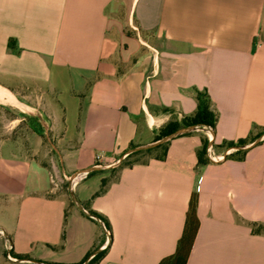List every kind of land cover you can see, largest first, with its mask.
Listing matches in <instances>:
<instances>
[{
  "label": "crops",
  "instance_id": "1",
  "mask_svg": "<svg viewBox=\"0 0 264 264\" xmlns=\"http://www.w3.org/2000/svg\"><path fill=\"white\" fill-rule=\"evenodd\" d=\"M0 89L22 104L0 100L20 114L0 119V264H79L104 249L95 264H159L193 193L185 264H264V0H0ZM197 91L214 135H176L165 159L120 168L96 194L132 144L196 111Z\"/></svg>",
  "mask_w": 264,
  "mask_h": 264
},
{
  "label": "trees",
  "instance_id": "2",
  "mask_svg": "<svg viewBox=\"0 0 264 264\" xmlns=\"http://www.w3.org/2000/svg\"><path fill=\"white\" fill-rule=\"evenodd\" d=\"M196 97L198 100L197 104V109L196 111L191 114V115H184L182 118H174L168 121L163 127H161L158 131H156L155 135V140H158L162 138L163 136L170 135L177 131L179 128L183 126H189V125H202V126H211L213 130L216 128V122L218 119L216 111L212 108L211 106V99L210 96L203 91H197L196 92ZM37 130L40 132V129L37 128ZM264 133V129L258 133V135H261ZM249 142V138H241L238 141H225L224 146L226 147H233L237 145H245L246 143ZM170 144V140L161 143L155 147L148 148L146 150V153L149 154L150 156L154 151L159 150L158 153H156L154 156H151L150 159L155 158V159H165L168 153V147ZM208 144H209V139L208 137L203 141L202 147L198 149V158L200 163H207L210 159L207 156V150H208ZM136 146L135 144H132L133 148ZM240 157H244L245 151L238 150L236 151ZM233 155V154H231ZM149 159V160H150ZM149 160L143 161L147 162ZM136 163V162H135ZM134 164V163H132ZM132 164H120L118 167L111 169V172H115L123 168L125 166H129ZM108 181L107 178H104L102 181V186L96 194H100L106 190ZM197 194L193 193L192 197L190 199L189 207L186 213V219H185V225L183 229V233L181 237L178 240L176 250L174 254L164 257L159 264H185L188 256L190 254L193 242L195 240L196 234L198 232L199 228V218L197 215ZM71 204H74L71 201ZM89 211L99 217L106 225V228L110 231V223L107 220V218L101 214L98 211H95L93 209H89ZM106 249L98 252L96 255H94L91 259H89L86 263H79V264H95L98 260L102 258V256L105 254ZM11 254L16 257H23V255H17L16 253L11 251Z\"/></svg>",
  "mask_w": 264,
  "mask_h": 264
},
{
  "label": "rangeland",
  "instance_id": "3",
  "mask_svg": "<svg viewBox=\"0 0 264 264\" xmlns=\"http://www.w3.org/2000/svg\"><path fill=\"white\" fill-rule=\"evenodd\" d=\"M112 10H114V9L112 7H110V11H112ZM126 31L128 33H132L133 32L128 27H126ZM136 31H138L137 28H135V32ZM141 35L144 38H146V40H149L150 42H154L155 43V42L161 41L160 38L156 37L155 35H153L151 33H148V34L147 33H141ZM39 99H40V97L37 94V98L35 97V101H40ZM17 115H20V114L18 112H16V110H14V108H9V107L6 108L4 106L0 107V119H4V118L12 119V118H14ZM38 115H40V114H38ZM22 116H24V120H23L22 123H24L25 127H27V125H36V127L39 125V122L36 120V118L30 116L29 114H24ZM45 116H46L45 114L43 116L40 115L41 118H45ZM212 135H213V132H212ZM44 141H46V143L49 142L46 137L44 138ZM138 146H141V145H136L133 148H136ZM237 146H241V145H237ZM49 147L50 146L47 147V150L49 151L50 155H52L53 151L50 150ZM133 148H131V149H133ZM146 150L147 149H139V150H137L135 152H131V153L126 154L121 160H118V166L120 164H122V163H124V164H132V163H135V162H143V161L149 160L151 158V156H154L156 153L159 152V150L154 151L152 153V155L150 156L149 154L146 153ZM44 159L46 161H48V157L47 156H44ZM114 168H116V167H114ZM114 168H112V169H114ZM117 173H118L117 171H115V172L112 171L110 173V175L107 177V181L110 182L111 180L116 178ZM59 185H60V189L63 192H66L69 195V191H68L66 182L61 181ZM69 199H71L70 195H69Z\"/></svg>",
  "mask_w": 264,
  "mask_h": 264
},
{
  "label": "water",
  "instance_id": "4",
  "mask_svg": "<svg viewBox=\"0 0 264 264\" xmlns=\"http://www.w3.org/2000/svg\"><path fill=\"white\" fill-rule=\"evenodd\" d=\"M201 126H202V125H199V124H196V125H189V126H183V127L179 128L177 131H175L174 133H172V134H170V135H167V136H163L162 138H160V139H158V140H155V141H153L152 143L145 144V145H141V146H138V147H136V148L130 149V150H128V152H127L126 154L131 153V152H135V151H137V150H139V149H148V148L155 147V146H157V145H159V144H161V143H164V142L168 141L169 139H171L172 137H174V136H176V135L183 134V133H186V132H190V131H193V130H195V129H199ZM204 127H207V125H205ZM213 135H214V132H213ZM260 138H261V137H259L255 142L259 141ZM212 142H213V139H210V140H209V146H212ZM231 148L240 149V148H242V147H241V146H233V147H231ZM225 156H226V153L224 154L223 157H225ZM122 158H123V157H122ZM122 158H121V159H122ZM121 159H120V160H121ZM117 165H118V163H116V166H117ZM71 196H72L73 201L77 204V206H78L81 210L87 212L89 215L95 216V215H93L90 211H87V210L83 207V205L79 202V200L77 199V197L74 195V193H73L72 191H71ZM95 217H96L97 219L100 220L101 224L103 225L104 229L106 230V232H107L108 235H109V232H108V230L106 229L105 223H104L99 217H97V216H95ZM88 260H89V259H88ZM88 260H87V261H88ZM87 261H86V262H87ZM86 262H85V263H86Z\"/></svg>",
  "mask_w": 264,
  "mask_h": 264
},
{
  "label": "bare ground",
  "instance_id": "5",
  "mask_svg": "<svg viewBox=\"0 0 264 264\" xmlns=\"http://www.w3.org/2000/svg\"><path fill=\"white\" fill-rule=\"evenodd\" d=\"M0 100L22 105L21 103L18 102V100H16V98L10 91L5 89H0Z\"/></svg>",
  "mask_w": 264,
  "mask_h": 264
},
{
  "label": "built area",
  "instance_id": "6",
  "mask_svg": "<svg viewBox=\"0 0 264 264\" xmlns=\"http://www.w3.org/2000/svg\"><path fill=\"white\" fill-rule=\"evenodd\" d=\"M206 129H207V132L209 133V135L212 134V132H213V128H212L211 126H207ZM209 140H210V139H209ZM211 147H212V146H209V147H208V153H209L210 157H212L211 152H210ZM105 226H106V225H105ZM106 229H107V228H106ZM8 256H9L10 258H12V256H11L10 254H9Z\"/></svg>",
  "mask_w": 264,
  "mask_h": 264
}]
</instances>
